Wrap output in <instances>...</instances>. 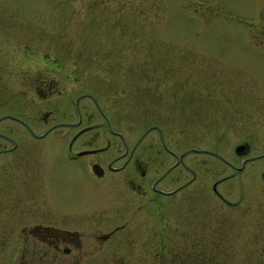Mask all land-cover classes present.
Wrapping results in <instances>:
<instances>
[{"label":"rangeland","instance_id":"rangeland-1","mask_svg":"<svg viewBox=\"0 0 264 264\" xmlns=\"http://www.w3.org/2000/svg\"><path fill=\"white\" fill-rule=\"evenodd\" d=\"M0 51L10 53L13 81L26 65L58 64V86L90 92L91 110L129 141L154 124L176 151L198 149L186 153L194 176L185 195L140 206L144 220L134 217L128 237L134 253L108 264H151L153 251L154 264L168 255L169 264H264V155L237 176L227 164H237L238 143L247 156L264 151V0H0ZM62 109L60 120L71 122ZM151 140L142 154L154 155L159 175L168 157L159 156L156 131ZM106 187L101 206L135 207ZM154 207L160 220H149ZM141 240L153 247L135 248Z\"/></svg>","mask_w":264,"mask_h":264},{"label":"flooded vegetation","instance_id":"flooded-vegetation-1","mask_svg":"<svg viewBox=\"0 0 264 264\" xmlns=\"http://www.w3.org/2000/svg\"><path fill=\"white\" fill-rule=\"evenodd\" d=\"M27 66L30 69L22 71L21 79L13 81L10 53L0 51V88L10 93L0 95V264L127 263L126 256L134 253L128 238L132 221L135 217L140 222L145 216L140 206L153 205L156 198L185 195L181 190L194 176L186 153L198 149L176 151L160 138L154 124L129 141L108 126L105 112L91 110L95 99L90 92L58 86L53 76L56 70L59 75L58 64ZM12 89L19 95L11 97ZM63 106L69 109L71 122L60 120L65 118ZM92 118L99 121L91 124ZM150 131L157 133L160 158L168 157L159 175L151 171L154 155L142 154L143 148L151 149L152 140L144 142ZM244 145L235 152L237 164L227 162L228 177L239 175L246 162L264 155L263 151L247 156ZM55 161L62 162V170ZM174 169L178 180L166 186L165 176ZM260 177L264 178V169ZM60 180L62 191L58 192ZM106 186L128 195L126 202H134L135 207L101 206L102 194L110 189ZM148 216L149 220L162 218L155 207ZM145 242L141 240L144 246L135 248L153 247V242ZM171 258L168 255L165 263ZM148 259L155 263L154 251Z\"/></svg>","mask_w":264,"mask_h":264},{"label":"water","instance_id":"water-1","mask_svg":"<svg viewBox=\"0 0 264 264\" xmlns=\"http://www.w3.org/2000/svg\"><path fill=\"white\" fill-rule=\"evenodd\" d=\"M244 144H237L235 147H234V151L235 152H241L243 149H244Z\"/></svg>","mask_w":264,"mask_h":264}]
</instances>
